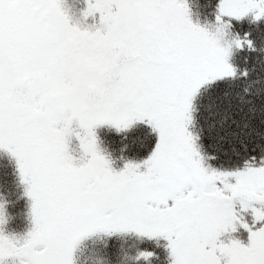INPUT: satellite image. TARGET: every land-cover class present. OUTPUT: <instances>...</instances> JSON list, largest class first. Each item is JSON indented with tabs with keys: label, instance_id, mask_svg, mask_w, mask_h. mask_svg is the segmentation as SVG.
<instances>
[{
	"label": "snow or ice",
	"instance_id": "obj_1",
	"mask_svg": "<svg viewBox=\"0 0 264 264\" xmlns=\"http://www.w3.org/2000/svg\"><path fill=\"white\" fill-rule=\"evenodd\" d=\"M81 16L0 0V150L34 225L0 227V264H79L97 238L95 264H264V0Z\"/></svg>",
	"mask_w": 264,
	"mask_h": 264
},
{
	"label": "rangeland",
	"instance_id": "obj_2",
	"mask_svg": "<svg viewBox=\"0 0 264 264\" xmlns=\"http://www.w3.org/2000/svg\"><path fill=\"white\" fill-rule=\"evenodd\" d=\"M66 3L77 19L80 20L82 17V10L86 8V0H66ZM70 147L78 149V141L73 139ZM102 147L107 148V150L111 152L115 145L108 146L102 144ZM74 154H78V152ZM117 157L118 153H112L114 167L119 170L123 167L125 161L119 160ZM128 158L134 159L131 155ZM0 203L5 205L6 212V223L0 226L2 227L4 234L16 237L27 236L34 227L31 217L32 202L24 194V186L20 183L14 159L3 150H0ZM242 234L243 232L238 234V236ZM237 238L240 239V237ZM243 241L247 242L246 232H244ZM104 243L105 241L99 238L86 242L79 253V264H95L93 251ZM126 243L131 245L133 244V241L129 239ZM8 264H13L11 258L9 259Z\"/></svg>",
	"mask_w": 264,
	"mask_h": 264
},
{
	"label": "flooded vegetation",
	"instance_id": "obj_3",
	"mask_svg": "<svg viewBox=\"0 0 264 264\" xmlns=\"http://www.w3.org/2000/svg\"><path fill=\"white\" fill-rule=\"evenodd\" d=\"M80 4V3H79ZM81 6V4H80ZM81 9V8H80ZM82 10V9H81ZM83 11V10H82ZM75 19H77V17L75 16ZM82 19V17L80 18V20ZM78 20V19H77ZM86 25H93V24H98L99 23V16L97 15V17L93 20L92 18H89L86 22Z\"/></svg>",
	"mask_w": 264,
	"mask_h": 264
},
{
	"label": "trees",
	"instance_id": "obj_4",
	"mask_svg": "<svg viewBox=\"0 0 264 264\" xmlns=\"http://www.w3.org/2000/svg\"><path fill=\"white\" fill-rule=\"evenodd\" d=\"M243 236H244V232H243L242 235H240V236H238V237H240V239L243 240Z\"/></svg>",
	"mask_w": 264,
	"mask_h": 264
}]
</instances>
